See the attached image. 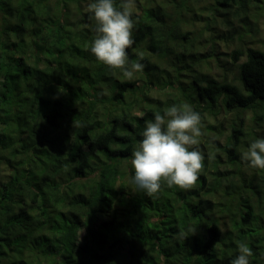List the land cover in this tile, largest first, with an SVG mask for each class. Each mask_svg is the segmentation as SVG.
I'll return each instance as SVG.
<instances>
[{
    "label": "trees",
    "instance_id": "obj_1",
    "mask_svg": "<svg viewBox=\"0 0 264 264\" xmlns=\"http://www.w3.org/2000/svg\"><path fill=\"white\" fill-rule=\"evenodd\" d=\"M202 1L226 22L264 11L136 0L127 52L145 68L128 79L91 52L94 0H0V264H231L237 242L264 264V169L242 158L264 139V45L236 31L237 75L216 76L217 39L202 54L187 28ZM181 102L201 115L204 169L193 189L151 198L132 183V153Z\"/></svg>",
    "mask_w": 264,
    "mask_h": 264
},
{
    "label": "clouds",
    "instance_id": "obj_2",
    "mask_svg": "<svg viewBox=\"0 0 264 264\" xmlns=\"http://www.w3.org/2000/svg\"><path fill=\"white\" fill-rule=\"evenodd\" d=\"M135 6L136 0H120L119 5L116 0H94L88 5L96 33L92 54L128 79L145 68L140 60H130L127 52L135 43L132 19ZM202 128L201 115L187 102L167 107L163 114L156 112L154 119L146 122L143 138L132 153V183L136 189L151 198H158L164 184L185 191L193 189L204 169V155L196 147L203 135ZM242 158L250 167L264 169V139L251 143ZM195 230L190 229L193 233ZM237 243L239 255L231 264H250L251 248L246 243Z\"/></svg>",
    "mask_w": 264,
    "mask_h": 264
},
{
    "label": "rangeland",
    "instance_id": "obj_3",
    "mask_svg": "<svg viewBox=\"0 0 264 264\" xmlns=\"http://www.w3.org/2000/svg\"><path fill=\"white\" fill-rule=\"evenodd\" d=\"M208 5L209 3L206 1H202L200 4L197 3L194 10V13H196L193 17L194 23L188 25L187 28L192 37H198L199 42H203L200 45L195 44L202 54L208 53L207 48H203L206 45L205 42L217 39L215 47L217 56L213 57L210 62L211 67H213L212 72L220 78L224 76L234 78L237 75V68L236 66H231L227 53L239 44L236 31L240 33L245 32V40H254L255 46L257 44L264 45V11L253 10L252 14L250 12L247 14V18L244 15H240L242 16L240 18L235 16V12L232 10L228 17L225 16L228 21L226 22L225 18L220 15V13L224 12L223 10H220L219 13H213L214 16H212L211 13H208L209 11L204 10L208 8ZM262 7L264 9L263 4ZM186 9L183 8V14L188 13ZM225 37L227 38L226 41L224 40ZM217 125H220V123L218 122ZM223 127L225 126L223 125Z\"/></svg>",
    "mask_w": 264,
    "mask_h": 264
}]
</instances>
